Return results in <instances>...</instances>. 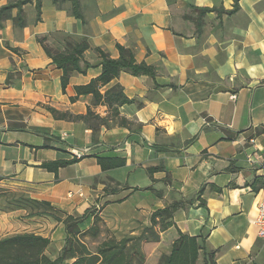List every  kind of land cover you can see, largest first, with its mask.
<instances>
[{"label": "crops", "instance_id": "crops-1", "mask_svg": "<svg viewBox=\"0 0 264 264\" xmlns=\"http://www.w3.org/2000/svg\"><path fill=\"white\" fill-rule=\"evenodd\" d=\"M21 1L0 0V10ZM79 1L84 20L69 4L44 0L40 22L36 2L22 6L24 27L14 21L19 8L0 21V188L51 202L64 215L91 211L82 231L98 216L116 236L140 233L154 212L178 203L175 225L156 228L160 241L145 264L169 254L179 231L205 238L216 264H264L255 223L264 187V0H240L236 11L235 0ZM57 32L90 45L81 61L90 67L72 73L65 91L64 71L38 42ZM117 45L156 73L122 72L101 88H123L133 103L121 106L120 116L132 124L101 126L94 135L84 120L56 119L50 108L112 115L92 94L76 98V88L102 74L97 49L117 59ZM99 158L124 165L104 171ZM58 161L74 162L57 172L43 167ZM156 167L163 168L151 173ZM17 233L49 238L52 260L68 238L66 225L51 216L0 211V239ZM204 260L201 252L197 264Z\"/></svg>", "mask_w": 264, "mask_h": 264}, {"label": "trees", "instance_id": "trees-1", "mask_svg": "<svg viewBox=\"0 0 264 264\" xmlns=\"http://www.w3.org/2000/svg\"><path fill=\"white\" fill-rule=\"evenodd\" d=\"M50 1L58 8H64L65 4H69L71 15L84 20L79 0ZM33 2H36V22H40L42 20L44 0H23L19 4H11L3 7L0 10V21L4 17H8V12L13 8H19L20 13L14 21L16 26L20 28L24 27L25 21L23 20L22 6ZM239 2L240 0H235L234 11L239 8ZM50 38L54 39L55 46L49 44L48 41ZM38 42L44 47L48 56H50L57 66L64 71V76L62 78L64 91L72 73H86L87 68L90 67L89 64H86L84 68L81 67L83 55L90 48L86 40L74 43L70 35L57 32L52 33L50 36L38 37ZM117 48L120 52V57L117 59H113L101 49H97L102 57V74L98 78L92 80L88 85L76 88V98L80 95L92 94L95 104H103L112 108V115L103 118L90 109L85 116H74L71 113L59 112L56 109L50 108V111L56 119L70 121L84 120L91 127L94 135L101 126L108 128L114 125L128 127L132 124L130 121L120 116V107L125 104L133 103V100H130L124 94L123 88L117 84L108 89L105 93L101 92V88L118 78L122 72H130L135 76L150 75L152 77H155L156 73L152 66H148L146 63H138L132 50L121 45H117ZM11 49L16 53L19 52L17 49ZM14 73L18 76L22 74V72L16 69ZM13 75V72L9 74L7 84H12L11 79ZM76 98H72V100ZM73 162L74 161H58L44 163L43 167L50 171L57 172L60 167ZM98 162L104 171L124 165V161L119 159L99 158ZM162 168L163 167L152 168L150 172L152 173ZM202 193L203 188L200 191V194ZM22 200L23 199L20 201ZM29 200V203L32 204L31 209L21 205L19 208L12 210L26 209L30 216H51L59 222H63L68 230L66 246L58 258L52 260L46 254V250L51 243L49 238L33 233L14 235L0 240V264H65L67 261L73 259L75 260L71 264H84L85 260L88 261L86 264H135L134 252L141 256L139 264H145L146 258L141 251L142 242H148L150 240V235L154 242L160 241L159 231H166L175 225L173 222L174 213L180 207V204L174 203L163 210L154 212L151 217V226L144 228L139 237H124L120 241L114 238L106 240L100 246L96 255L89 253L88 250L85 249L87 254L85 258L87 259H84L83 255H76L73 247H70L73 242H80V235L84 234L80 225L91 214V211L86 212V214L81 217L64 215V213L51 202L39 201L31 198H29ZM100 220V217L96 216L94 225L88 231L95 232L98 229V221ZM156 228H159V231ZM205 246V238L201 236L192 237L179 231V236L173 243L170 253L162 255L158 264H197L201 252H204L205 264H216L214 253H207Z\"/></svg>", "mask_w": 264, "mask_h": 264}, {"label": "rangeland", "instance_id": "rangeland-1", "mask_svg": "<svg viewBox=\"0 0 264 264\" xmlns=\"http://www.w3.org/2000/svg\"><path fill=\"white\" fill-rule=\"evenodd\" d=\"M29 197L30 196L25 192L14 191L9 188L1 187L0 188V211L1 212L10 211L12 209L19 208L21 205L27 206L29 209H31L32 204L29 203L30 202ZM21 199L23 200L20 201ZM143 230L144 228L142 229L140 233L136 235L126 234L125 236H122L121 234L119 236H116L114 232L106 225L104 220L101 219L100 221H98V229L95 232H91V231L84 232V234L80 235V242L79 243H76V241L73 242L70 248L73 247L76 255L78 256L83 255L84 259H87L85 258L87 255L85 252L86 250H88L89 253L96 255L98 253L100 246L106 240H110L114 238L117 241H120L124 237H130V238L139 237L142 234ZM18 234H24V233H17L14 235H18ZM14 235L1 238L0 240L8 238V237H12ZM149 237H150V240L148 242L144 241L145 243L142 242V245H141V249H142L141 251L143 252L145 258L147 257L148 253L152 249L153 244L155 243L151 235ZM69 251L72 252L71 250ZM134 258H135V264H139L141 256L134 252ZM74 260L75 259L70 260L69 262H73ZM69 262H67V264H69ZM87 262L88 261L85 260L84 264H86Z\"/></svg>", "mask_w": 264, "mask_h": 264}, {"label": "built area", "instance_id": "built-area-1", "mask_svg": "<svg viewBox=\"0 0 264 264\" xmlns=\"http://www.w3.org/2000/svg\"><path fill=\"white\" fill-rule=\"evenodd\" d=\"M232 98H236L235 95L232 96ZM89 152V149H86L85 151L77 152L75 153L77 158H83L86 156ZM263 170H264V164H263ZM257 227H258V237L260 240L264 241V187L259 193V201H258V215L255 221Z\"/></svg>", "mask_w": 264, "mask_h": 264}]
</instances>
